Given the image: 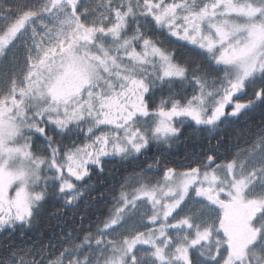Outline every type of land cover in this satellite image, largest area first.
Returning a JSON list of instances; mask_svg holds the SVG:
<instances>
[{
	"label": "snow or ice",
	"instance_id": "1",
	"mask_svg": "<svg viewBox=\"0 0 264 264\" xmlns=\"http://www.w3.org/2000/svg\"><path fill=\"white\" fill-rule=\"evenodd\" d=\"M0 264H264V0H0Z\"/></svg>",
	"mask_w": 264,
	"mask_h": 264
},
{
	"label": "trees",
	"instance_id": "2",
	"mask_svg": "<svg viewBox=\"0 0 264 264\" xmlns=\"http://www.w3.org/2000/svg\"><path fill=\"white\" fill-rule=\"evenodd\" d=\"M186 149L183 146H180L177 151L175 152L173 157H170V159H174L175 161H179L184 153H185Z\"/></svg>",
	"mask_w": 264,
	"mask_h": 264
}]
</instances>
